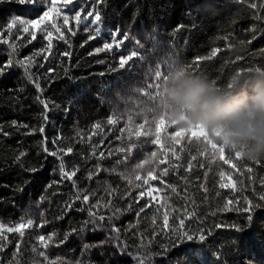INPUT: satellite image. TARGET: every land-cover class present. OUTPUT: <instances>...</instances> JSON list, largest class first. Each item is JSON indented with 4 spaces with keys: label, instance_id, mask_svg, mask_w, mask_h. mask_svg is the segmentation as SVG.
I'll return each instance as SVG.
<instances>
[{
    "label": "trees",
    "instance_id": "16d2710c",
    "mask_svg": "<svg viewBox=\"0 0 264 264\" xmlns=\"http://www.w3.org/2000/svg\"><path fill=\"white\" fill-rule=\"evenodd\" d=\"M55 2L59 15L40 20L53 0H0V264H264V207L251 208L264 204V157L193 133L165 90L181 70L225 86L264 70V0H220L228 6L194 21L187 0ZM105 43L114 47L97 53Z\"/></svg>",
    "mask_w": 264,
    "mask_h": 264
},
{
    "label": "clouds",
    "instance_id": "9594fccd",
    "mask_svg": "<svg viewBox=\"0 0 264 264\" xmlns=\"http://www.w3.org/2000/svg\"><path fill=\"white\" fill-rule=\"evenodd\" d=\"M226 6L220 0L195 4L199 15ZM165 90L177 119L200 125L213 135L219 133L217 139L226 148L241 151L247 159L264 157V70L248 77L238 71L226 86L181 70L169 75Z\"/></svg>",
    "mask_w": 264,
    "mask_h": 264
},
{
    "label": "snow or ice",
    "instance_id": "6c2138e0",
    "mask_svg": "<svg viewBox=\"0 0 264 264\" xmlns=\"http://www.w3.org/2000/svg\"><path fill=\"white\" fill-rule=\"evenodd\" d=\"M17 2L20 3V4H25V3H29V4H31V3H34V0H17ZM71 2H72V0H66L65 7L67 6V3H71ZM99 2H102V0H98V3H99ZM195 2H196V0H187V8L189 9V11L186 12V16L191 17V18L193 19V21L195 20V18H196L195 14L197 13V12L194 10V7H193L194 4H195ZM252 7L255 8L256 5H252ZM50 11H55V12L59 15V10L56 8V2H55V0H53L52 6H51L49 9L46 10V11H44V12L42 13V15L40 16V20H44V19L49 15V12H50ZM93 14H94V13H93L92 11H89V12H88V16H93ZM80 17H81V12H80V11H77L76 14H75V19H76L77 21H79ZM63 19H64V24L67 25L68 22H69V17H68L67 15H64ZM17 20H19V23H21V24H28V25H35V24H37V22H38V21H36V20H20L19 18H17ZM99 20H100V14H99V12H96V13L94 14V21H93V23H96V22H98ZM15 22H16V21H13V23H15ZM11 26H12V25H11V23H10V24H9V28H11ZM193 26H194V25H193ZM179 30H180V28L177 29V31H179ZM56 31H57V32H60V28L57 27V28H56ZM96 31L99 32V28H97ZM31 35H32V38H33V39L36 38V34H35V32L31 33ZM115 35H117V36H123V39H122L121 41H119V43H121V44L123 43V40H128V39H130L129 36L122 34L121 32H119V30L116 31ZM44 38H45L46 40L49 41V45H48V47H49V49H50V48H51V43H50V42H51V40H52V33H51V32H48L47 35H46ZM60 38L63 39V35H62V34H61V37H60ZM89 38L92 39L93 37L90 36ZM137 44H138V42H137ZM113 47H114V45H113L112 43H105V44L103 45L102 48H97L95 51H96L97 53H99V52L104 51V50L112 49ZM218 51H219L218 49L213 50L211 56H209V57H197V58H196V62H199V61H201V60L211 59V58H213V57L216 56V54H217ZM64 55L67 56V55H69V53L65 52ZM138 58H139V56H138V53H137L136 51L131 52V54L128 55L127 57L121 56L120 59H119V61H118L119 68H120V69H126V67L128 66L129 62L134 61L135 59H138ZM45 59H46V57H45ZM21 63H22V62H21ZM12 64H13V62L10 60V61L8 62V64L6 65V67H9V68H10V67L12 66ZM193 67H195V64H193ZM3 72H4V69H3V68H0V74H3ZM29 78L31 79V77H29ZM36 87H39V85H36ZM44 107L47 108V107H48L47 104H45ZM14 123H15V122H14ZM107 123H108L109 125H114L115 123H117V121L114 120L112 117H109ZM95 127L98 129V128L100 127V125L97 124ZM39 131L43 132V128L39 129ZM5 134H6V133H5ZM159 143H160V141H157V144H159ZM45 151H47V149H45ZM67 152H68V153H71V152H72V149H71V148H68V149H67ZM50 154L53 155V156L57 155L56 152H52V153H50ZM226 162H227V161H226ZM60 170H61V173H62L63 178H64V179H67V180H71L72 177L75 176V174H76L75 171H72V172H70V173H69V172H65V171H64V165H63V163H61V165H60ZM33 171H35V169H34ZM249 171H251V169H249ZM166 174H167V173L165 172V175H166ZM148 177H149L150 179H156V177L152 176V174H149ZM145 182H147V181H145ZM220 187H221V188H225V187H228V185L222 183V184L220 185ZM151 194H152V190H149L148 195L150 196ZM144 195H145V193H144L143 191H141V192L139 193V196H140V197H143ZM78 199H79V197H78ZM89 199H90L89 195H86V194L83 195V197H82V200H83L84 202L89 201ZM259 199H260V201H264V196H261ZM262 207H264V204H252V205H251V208H255V209H259V208H262ZM69 210H71V209H69ZM128 210H129V211L132 210L131 206L129 207ZM139 211H140V212H143V211H144V208H140ZM243 211L246 212V213H247V212H250V208H249V207H245ZM88 215H89V217L92 218V219H90L89 221H87L86 224H87V223L95 224V222H96V220H95V214H94L93 212L89 211ZM104 219H105V218H104L103 216L99 217V220H104ZM167 219H168V217H167V215H165V216H164V220H165V222H167ZM247 219H248V221H251V220L253 219V216L250 214V215H248ZM32 224H33V222H32L31 220H29V221L27 222V225H25V224H20L18 228H15V229H13V228H8L7 231H9V232H12V231H21V230H22L23 228H25L26 226H29V227L32 226ZM181 224H183V221H181ZM0 227H2V226H0ZM218 227H219V226H218ZM232 227L237 228L236 225H232ZM237 230H239V229L237 228ZM116 231H118V230H116ZM53 235H55V234H53ZM52 238H53L52 236H49V237H47V238L44 237V236H40V237H39V240H40L41 243H44L46 239H47V240H51ZM185 238H186L188 241H192V240H193V236H192V235H189L187 232L181 233V232L177 229V230H176V239H177V240H183V239H185ZM199 240H200V241H204V240H205V236H204V235H200ZM61 242H63V241H61ZM194 251H195L197 257H201V256L203 255L202 248L199 247V246L196 247V248L194 249ZM184 264H187V261H185Z\"/></svg>",
    "mask_w": 264,
    "mask_h": 264
},
{
    "label": "rangeland",
    "instance_id": "374dc122",
    "mask_svg": "<svg viewBox=\"0 0 264 264\" xmlns=\"http://www.w3.org/2000/svg\"><path fill=\"white\" fill-rule=\"evenodd\" d=\"M192 132L195 134H200V135H204L207 133V129H205L204 127L200 126V125H194L192 126Z\"/></svg>",
    "mask_w": 264,
    "mask_h": 264
},
{
    "label": "bare ground",
    "instance_id": "6f19581e",
    "mask_svg": "<svg viewBox=\"0 0 264 264\" xmlns=\"http://www.w3.org/2000/svg\"><path fill=\"white\" fill-rule=\"evenodd\" d=\"M62 74V73H61Z\"/></svg>",
    "mask_w": 264,
    "mask_h": 264
}]
</instances>
